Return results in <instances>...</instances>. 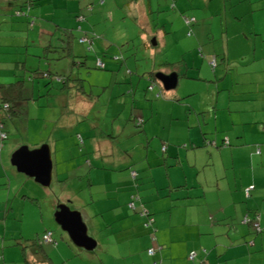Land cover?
<instances>
[{
	"label": "crops",
	"instance_id": "obj_1",
	"mask_svg": "<svg viewBox=\"0 0 264 264\" xmlns=\"http://www.w3.org/2000/svg\"><path fill=\"white\" fill-rule=\"evenodd\" d=\"M3 1L7 2L10 9L13 3H17V0ZM130 1L133 2L130 4L132 11L144 12L137 14V18L140 17L142 25L149 27L151 33L154 27H159L157 18L160 15L156 14L159 11L167 15L163 28L168 27L173 31L176 20L183 23L185 10L180 7V3L184 0H164L163 4L157 0ZM193 1L195 4L198 1L193 6V20L188 23L185 19V22L188 25L196 24L199 35L195 37V44L202 49L203 55L200 56L210 53L215 58L212 57L214 65L211 61L204 67L195 68L196 73L189 77L195 81L191 88L186 73L178 71V83L174 90L164 92L158 87L155 92V87L149 89L154 72L150 71L152 66H142L143 71H139L131 47L128 53L127 50L115 51V44L130 41L131 37L125 35L122 40L118 38L115 41L110 35L102 42V48H105L99 51L102 56L112 54L123 58L119 63L116 62L119 58L114 60L113 57L114 62L105 64L104 69L109 71L108 74L104 72L103 77L108 80L99 85L101 91L98 86L90 85V94L100 103L104 100L102 95L110 91L111 95L105 96L110 103L116 97L113 94L115 90L125 93L116 106L117 114L123 112L126 116L124 122H120L121 127L119 125L116 128V136H125L128 119L135 126L142 127L141 133L135 136L140 140L136 154L125 151L122 155L123 160L129 159L126 163H119L113 154L119 145L121 148L124 146V150L127 146L114 142L116 136H108L106 131L87 132L84 139L80 131L70 126V132L63 133L59 129L53 135H47L50 132L45 130L52 124V112L40 107L59 106L64 109L71 103L85 104L86 100H90V94H85L83 78H80V85L75 86L68 79L66 83L59 77L53 80L59 82L56 92L45 93L48 97L52 96V105H46L47 101L45 105L38 104L40 114L47 113L44 122L34 124L36 133L29 135V129L22 133L23 138L28 136L25 142H11L10 145L14 150L21 145L33 149L48 144L52 156V180L63 186L60 192L62 199L58 200L72 202L75 206L72 208L81 212L87 231H100L99 234L105 236L106 244L113 245L112 249L124 242L130 245L136 239L140 241V255L142 244L146 249L152 246L150 236L154 233L155 253L139 259L140 264H154L159 260L163 262L168 256L173 258L169 264H264V0ZM100 2L104 5L106 1ZM115 3L119 4V10L127 7L124 0H115ZM168 6L172 9L169 10ZM43 10L42 6L33 13L40 16L43 23L40 30L49 36L46 40L50 42L51 33L52 37L55 36V29L67 27L57 22L50 24L42 19L45 17L54 21ZM90 10L91 14L98 12L93 7ZM220 10L225 11L228 19L222 23V40L219 41L220 35H215L212 30L205 32V28L208 26L206 22ZM75 12H67L64 16L67 24H70L68 29L84 21L80 22L77 19L78 12ZM24 22L27 23L26 18L18 21L20 27ZM233 26V34L242 33L234 50L231 49L230 38L233 35L230 34V27ZM247 32L250 35L245 40L243 36ZM9 37L10 46H15L17 37ZM25 42L20 41L21 44ZM220 42L223 45L222 52L217 50L216 43ZM111 45L114 47L112 51ZM10 56H16V47ZM76 58L83 60H74L73 65L77 63L87 67L86 56L78 55ZM29 89L31 95L36 96L40 87L34 83ZM75 89H78L76 97H68V92ZM159 91L161 95L158 96L156 93ZM40 96L37 95L34 102L40 101H37ZM55 100H58L59 105ZM18 107L20 113L13 115V118L19 115L25 117L28 109L24 114L22 107ZM122 107L125 108L123 111L120 110ZM159 111H167L169 115L158 122L155 115ZM13 118L12 123L17 128L23 126V123ZM157 125H161L160 131L153 130ZM26 128L29 126H23L21 132ZM7 129L10 133V127ZM131 134L135 135L134 132ZM30 136L33 138L30 139ZM225 139L229 143L224 144ZM76 150L79 153L77 156L85 157H81L80 165L73 163L78 160L77 156L60 157L64 151L74 155ZM2 153L0 179L9 177ZM90 155L96 160L90 159L86 163ZM8 185V188L11 187L10 179ZM246 188L250 190L249 196L244 193ZM133 195L137 198L134 196L132 201ZM129 203H133L135 209ZM143 205L154 217L152 226H145V217L139 214ZM246 215L250 219L258 215L259 231L250 223H243ZM194 251L196 257L189 260V253Z\"/></svg>",
	"mask_w": 264,
	"mask_h": 264
},
{
	"label": "rangeland",
	"instance_id": "obj_2",
	"mask_svg": "<svg viewBox=\"0 0 264 264\" xmlns=\"http://www.w3.org/2000/svg\"><path fill=\"white\" fill-rule=\"evenodd\" d=\"M100 1L106 2L102 5L103 2ZM16 2L17 3H13L14 6L10 9L7 6V2L0 0V81L10 82L19 77L25 79L21 100L17 104L22 107L24 114H26L28 109V114L25 117L22 115L15 116L13 119L19 121L21 124L23 123L22 125L24 127L29 126V128L21 132L23 126L20 125L17 128L12 123V118L4 120L5 127H10V133L7 139L3 140V147L0 151V154L4 152L2 153V160L5 163L7 176L9 175L8 178L3 177L0 179L1 264H140L139 259H143L148 255H153L154 252L152 254L149 253L148 249L143 248L145 245L142 244V251L140 255H138L141 246L140 241L136 239H134L130 245L124 242L119 245L120 248L115 246L114 249H112L113 245L106 244L105 236L99 234L100 231L92 229L87 232L93 239L97 240L96 246L93 249H86L76 245L68 232L62 229L61 225L56 221L54 215L59 204L68 203L67 205L70 206V208L75 207L72 202L69 203L63 202L64 200H58L62 199L60 198V192L63 190L62 184L52 180V174L49 185L44 186L33 177L19 172L10 161L11 155L15 150H12L10 143L25 142L28 136L23 138L22 133L28 131L27 129H29V135L36 133L37 128L34 124L40 121L44 122L47 113L40 114L41 112L38 111V104L41 103L40 105H45V101H47L46 105H52V96L48 97L45 93L47 91L50 93L56 92L55 90L59 82L53 80L59 79L55 76L57 72L61 73L63 76L70 75V81L74 86L76 84L80 85V81L74 77L83 78L84 88L86 89L85 94H90V85L99 87V85L107 82L108 79L103 77V73H107L109 70L97 67V58L101 57L105 64L110 61L114 62L112 60L113 57L114 60L119 58L116 61L119 63L123 58V56L112 54L101 55V52L105 50V48H102V42L104 39H108L110 35L115 41H117L118 38L122 40L125 35L131 37L132 40L130 41H121L120 44H115V51L121 52V50H127L128 53L130 51L128 49L131 47L134 49H131V51L134 56L136 55L139 71H143L142 66H152L150 71L154 72L152 73L151 83H154L155 92L158 91V87L162 88L164 92L174 90L164 89L162 83L155 77L157 72H176L178 75L179 71L180 73H186L187 78H189L191 74L196 73L195 68L204 67L211 61L214 65L213 58L215 57L210 53L201 57L203 55L202 49L198 48L197 43L195 44V37L199 35L196 31V24L188 25L185 22V17L193 19V6L197 5L198 1L196 4L193 0H184L183 3H180V7H183L185 10L183 23L182 21L176 20L173 31L168 27L163 28V23L167 17L166 13L161 11L157 12L156 14L160 15L157 18L159 27H154L153 33L150 32L149 27L142 25L140 17L137 18V14H144V12L132 11L130 4H133V2L130 0H124V2L127 3V7L124 10L117 9L119 4L115 3V0H36L33 6H31L33 7L31 10L28 9L27 6L21 5L22 0H17ZM157 2L163 4L164 0H157ZM42 6L44 8L43 13L51 15L52 18H54V21H51V18H42L49 21L50 24L57 22L62 24L63 27H70V24H67L68 22L64 18L67 12L72 13L76 11L78 12L77 15L85 17V20L80 23L82 28H77V25L71 27L74 28L75 36L68 44L69 51L62 49V47L66 46V43L65 35H63L61 30H54L52 27V31H56L55 36L52 37L50 42L46 40V34L40 30L43 28L40 16L33 13L34 10H40ZM187 6L188 9H186ZM92 7L97 9L98 12L91 14L90 9H92ZM168 9L171 10L172 7L168 6ZM16 10H25V12L27 11V15H15ZM205 11L206 10L203 12ZM23 18H26L30 25L24 22L22 27H20L18 21L23 20ZM210 19L211 20L206 22L208 26L205 28V32L212 30V33L215 35H220L219 41L222 40V23L228 19V16L225 14L224 10H220L217 15ZM79 20L82 21L83 19L81 18ZM123 20H125L126 23H122ZM32 21L35 24H32ZM233 29L234 26L230 27V34H233ZM249 35L250 33L247 32L243 38L245 39ZM9 36L17 37L16 40L18 42L15 43V57L10 56V52H12L14 47L10 46L9 40L11 37ZM240 36L242 37V33L230 36L232 39V50L236 47ZM80 38H86L84 41L85 45L81 44ZM20 41L26 42L25 44H21ZM49 43L52 46H58V51L55 52L52 51V49L50 51L45 50L44 47L49 45ZM216 45L217 50L222 52V43H216ZM98 47H101V50H98ZM113 48V45H111L110 51H112ZM246 50L247 47H245L244 51ZM99 51L101 52L99 53ZM205 51H207V49ZM64 53H66V56L56 59L59 55ZM200 54L202 55L200 56ZM78 55L86 56L87 67L79 66L77 63L75 65L72 64L74 60H83L82 58L77 59L76 57ZM131 62L133 63L132 60ZM18 64L20 65L19 68L16 67ZM208 68L210 69V66H208ZM47 71L50 73V76H44V72ZM127 72H130V70H127ZM182 75H180V78H182ZM29 76L33 78L30 79ZM189 82H191V85H189L191 88L195 81L189 78ZM34 83L35 86L40 87V90L36 91L37 95H42L37 99V101L40 100L38 102H34L37 95L32 96L29 89ZM77 91L78 89L69 91L68 97L75 98ZM94 92L92 93L94 94ZM113 94L116 97H113L110 103L105 99V96L111 95V92L107 91L106 94H101L104 100L101 99L102 102L100 103L90 94V100H86L85 104L78 105L77 103H71L69 107H64V109L59 106L40 107L41 109L49 111V113L52 112V124L45 130L47 133H50H45V135H50L51 133L53 135V133L58 132L59 129L60 132L63 133L70 132V126H74V130L80 131L84 139H86L85 135L87 132L90 134L92 132L100 133L106 131L108 132V136L115 135L117 133L116 128L119 125L121 127L122 124L120 122L123 123V119L126 117L123 112L121 115L117 114L118 109L116 108V106H118V100L125 93L115 90ZM54 102L59 105L58 100ZM128 104L127 109L129 111ZM124 109L125 108L122 107L120 110L123 111ZM168 115L169 112L167 111H159L155 115V119L159 122ZM29 123L30 125H28ZM126 123V130H124L126 131L124 132L125 136L120 137V135H115L116 139H114V142L117 144L121 143L127 146L126 150H124V146L121 148L120 145L115 149L113 155L119 163H126L129 160L128 158L123 160L122 155L125 151L136 154L140 147V140L135 136L141 133L140 130L142 127L135 126L129 119ZM160 127L161 125H157L153 130L160 131ZM43 130L44 128L41 129V131ZM113 131L114 133L112 134ZM131 132H134L135 135L131 134ZM75 135L77 134H72V136ZM32 136H30V139L33 138ZM55 136L56 135H54V137ZM205 146L208 147V145ZM134 147L135 149H133ZM78 154L77 150L74 155H71L70 152L66 154V151H64L60 157L65 159L68 156L76 157ZM81 157L84 156H77L76 158H78V160H74L73 163L80 165L82 160ZM90 159L96 160L93 155H90L89 157L87 156L86 163H88ZM1 173L0 170V174ZM8 179L11 180V187L9 188ZM9 191L10 194L8 195ZM6 202H8L7 208ZM46 231H51L52 233V241L50 242H45L42 239V234ZM151 245L150 247L156 248L152 239ZM46 259L49 260L50 263L43 261ZM186 260L188 259L186 258ZM171 261H173V258L168 256L164 258L163 262L159 260V262L156 261L154 264H169Z\"/></svg>",
	"mask_w": 264,
	"mask_h": 264
},
{
	"label": "water",
	"instance_id": "obj_3",
	"mask_svg": "<svg viewBox=\"0 0 264 264\" xmlns=\"http://www.w3.org/2000/svg\"><path fill=\"white\" fill-rule=\"evenodd\" d=\"M155 77L162 83L164 89H173L178 83L176 72H157ZM10 161L19 172L33 177L40 184L47 186L51 180L52 159L48 144L30 149L27 145H21L15 149ZM55 219L62 229L68 232L74 243L86 249H93L96 240L87 232V226L82 219L81 212L70 208L65 203L59 204L55 211Z\"/></svg>",
	"mask_w": 264,
	"mask_h": 264
},
{
	"label": "trees",
	"instance_id": "obj_4",
	"mask_svg": "<svg viewBox=\"0 0 264 264\" xmlns=\"http://www.w3.org/2000/svg\"><path fill=\"white\" fill-rule=\"evenodd\" d=\"M35 2H36V0H22L21 5L22 6H27L28 9L31 10V8H33L31 6ZM26 13H27V11L25 12V10H16L15 11V15H18V16H20V15H27ZM81 18L83 20H85V17L84 16H82V15H78L77 16V19L78 20L81 19ZM185 19H186V21L188 23L192 22V20H193V19H190V18H187V17H185ZM28 22L29 21H27V23ZM31 23L32 24H35L33 21ZM28 25H30V24L28 23ZM77 28H81V25H78ZM58 29L61 30V32L63 33V35H65V43H66V46L62 47V49H64L65 51H69V45L68 44L73 40V38L75 36L74 28L68 29V28L58 27ZM52 35L53 34L51 33V38H52ZM47 37L49 38V36H47ZM85 39L86 38H80V41L83 44H85L84 43ZM91 42H92V40H91ZM12 47H15V46H12ZM58 48H59L58 46H52L50 43H49V45H47V46L44 47V49L47 50V51H50L52 49V51H55V52L58 51ZM88 50H89V47H88ZM64 56H66V53L59 55V57H57L56 59L62 58ZM99 62H100V64H99ZM96 65H97V67H99L101 69H104L105 68V63H104V61L100 57L97 58V64ZM58 73H56L55 76L59 77L60 80H63L64 83H66V79L70 80V75L63 76L61 73H59V74ZM44 76H50V73L48 71L47 72H44ZM29 78L32 79L33 77L32 76H29ZM78 80L80 81L82 79L78 78ZM24 81H25L24 78L19 77V78H17L14 81H11V82H8V83H5V84H2V83L0 84V103H3L4 102V103H7L8 104V109L7 110H4L3 112H0V121L3 124V131L6 133V138L5 139H7L9 132H8V129L5 127L4 120L5 119H9V118H13V115H15L16 113H20V108L18 107L19 105L17 103H19V101L21 100V96H22V92H23L22 89H23V83H24ZM150 85H153L154 86V83H152ZM79 88H81V87H79ZM157 93H159L158 96L161 95V92L160 91L157 92ZM157 93H156V95H157ZM0 142L2 143V146L0 147V150H1L2 147H3L4 141L3 140L2 141L0 140ZM164 148H165V145L162 146V149H164ZM244 193H246V189H244ZM246 195L247 196L250 195V190L248 191V193ZM134 196H136V195H133L132 196V201L135 199ZM136 198H137V196H136ZM129 206H130V203H129ZM144 208L147 210L148 215H146L145 213L142 212V210ZM133 209H135L134 205H133ZM139 214L141 216L145 217V221H144V225L145 226H152L153 225V223H154V217H153L152 213L150 212V210L147 207H145L144 205L141 206V208L139 210ZM148 216H150V217L153 218V220H152L151 223H149L150 222L149 221L150 218ZM243 223H250L253 226L252 219L250 221L243 222ZM253 228H254V226H253ZM256 231H259V230H256ZM46 232H48V231H46ZM46 232H44V233H46ZM44 233L42 235H44ZM50 233H51V231H50ZM51 237H52V233H51ZM154 238H155L154 240H156V237H154ZM154 253H155V251H154ZM191 253L192 252H190L189 254H191ZM194 253H195V256L193 258H190V255H189L188 258L190 260H193L196 257L197 253L195 251H194ZM1 259L2 258L0 256V260ZM43 261L50 263L49 260H47V259L46 260H43Z\"/></svg>",
	"mask_w": 264,
	"mask_h": 264
},
{
	"label": "built area",
	"instance_id": "obj_5",
	"mask_svg": "<svg viewBox=\"0 0 264 264\" xmlns=\"http://www.w3.org/2000/svg\"><path fill=\"white\" fill-rule=\"evenodd\" d=\"M99 64H100V62H99ZM153 85H150L148 88L149 89H153ZM159 93H157V95H158ZM8 109V104L7 103H0V112H3L4 110H7ZM140 121H142V120H140ZM6 138V133L3 131V124H2V122L0 121V140L2 141V140H4ZM213 144H214V142H212ZM223 143L224 144H227L228 143V141L225 139L224 141H223ZM2 146V143L0 142V147ZM250 188V187H249ZM249 188H246V194L248 193V191H249ZM130 206H132L133 207V203H130ZM142 212L143 213H145L146 215H148V213H147V210L144 208L143 210H142ZM150 219H149V223H151L152 222V220H153V218L152 217H150V216H148ZM251 219L248 217V216H245L244 217V219H243V222H247V221H250ZM254 220V221H253ZM258 215H256L255 217H254V219H252V223H253V226H254V228L256 229V230H260V226H259V223H258ZM42 239L45 241V242H50V241H52V237H51V233H50V231H48V232H46V233H44V235L42 236ZM151 239L154 241V234L152 233L151 234ZM148 251H149V253H153L154 251H155V248L154 247H150V248H148ZM195 256V253L194 252H192L191 254H190V258H193Z\"/></svg>",
	"mask_w": 264,
	"mask_h": 264
}]
</instances>
